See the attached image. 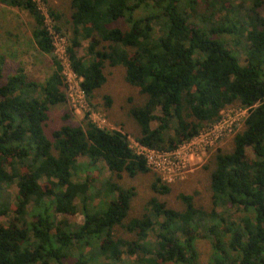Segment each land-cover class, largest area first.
<instances>
[{
	"label": "trees",
	"instance_id": "trees-1",
	"mask_svg": "<svg viewBox=\"0 0 264 264\" xmlns=\"http://www.w3.org/2000/svg\"><path fill=\"white\" fill-rule=\"evenodd\" d=\"M0 3L32 18L34 45L52 62L39 82L20 66L5 75L0 55V216L8 218L0 223V264H198L199 237L211 264H264V0H69V67L92 109L105 69L123 68L125 82L145 95L129 109L141 145L171 151L227 107L248 110L231 151L211 156L209 210L189 195L179 196L181 211L152 197L126 223L135 193L118 181L149 172L145 160L126 134L99 128L88 114L82 125L48 130L51 109L67 99L45 16L33 0ZM48 16L59 20L50 7ZM102 100L109 109V96ZM97 164L109 176L93 193ZM79 170L83 180L74 179ZM150 189L170 191L157 174ZM79 211L83 222L71 224ZM118 228L129 237L116 236Z\"/></svg>",
	"mask_w": 264,
	"mask_h": 264
},
{
	"label": "rangeland",
	"instance_id": "rangeland-1",
	"mask_svg": "<svg viewBox=\"0 0 264 264\" xmlns=\"http://www.w3.org/2000/svg\"><path fill=\"white\" fill-rule=\"evenodd\" d=\"M41 11L48 19V24L56 25L60 30L52 31L56 45V53L64 63L65 74L68 77L67 90L71 92L74 102L80 98L77 84L78 80L74 78L68 69L66 58L63 56L64 47L67 46L69 38H71V25L69 23V0H35ZM52 8L59 16V20L55 23L48 18V8ZM51 20V21H50ZM51 22V23H50ZM33 28V20L26 13L14 8H9L0 3V55L5 58L4 74L11 73L16 67H23L25 72L33 80L43 82L51 73L52 62L50 56L40 53L33 42L31 30ZM54 30V29H53ZM86 42H82L81 48L77 50L79 57H84V48ZM238 50V48H236ZM244 54H240L239 59L241 65H244ZM106 83L98 90L94 100L96 108H93V120L99 123L105 129L118 130L126 134L129 140H135L138 135V128L134 120L129 116V109L132 106H140L145 101V95H141L137 88L130 86L124 80V70L122 67H110L105 69ZM107 95L111 99L109 109L103 107L102 96ZM242 109L238 106H230L221 112V119L232 122L231 131L223 132L222 135L208 146L204 152L188 156V172L180 179L177 178L170 183L169 193L166 195H158L150 189L153 181V170L144 174H137L133 178H129L125 173L118 181L122 188H133L134 197L130 203V210L124 222H128L131 218H138L144 213L147 201L156 197L158 201L163 202L168 208L181 211L182 205L179 196L189 195L193 197V203L197 207L209 210L210 190L209 179L210 172L213 169L212 155L219 149L224 153H228L232 148V137L243 128L244 115ZM68 118H64V117ZM83 113L77 107H73L72 103L66 102L63 105L54 107L49 113L47 123L48 130L55 129L63 121L71 125H82ZM229 125V124H228ZM156 126L155 122L151 123V127ZM225 126H221L220 134ZM78 164L83 168L85 159L79 158ZM109 172L103 164H97L91 174L92 192L98 193L102 188V183L108 178ZM159 176V175H158ZM85 178L84 171H78L75 180H83ZM44 183L42 182V185ZM8 191L15 196L17 189L15 186L9 187ZM77 202V201H76ZM95 209L102 206L99 198L92 201ZM220 211V209H218ZM11 218V217H10ZM71 224H81L83 217L79 211L75 215L69 217ZM0 223L6 225L8 218L0 216ZM151 235V234H150ZM116 236L129 237L124 230L118 228ZM152 236V235H151ZM153 237V236H152ZM154 239V238H153ZM195 249L198 254V264H211V247L208 241L201 237L195 241ZM124 260L127 258L123 257ZM128 261V260H127ZM129 262V261H128ZM131 262V261H130Z\"/></svg>",
	"mask_w": 264,
	"mask_h": 264
},
{
	"label": "built area",
	"instance_id": "built-area-1",
	"mask_svg": "<svg viewBox=\"0 0 264 264\" xmlns=\"http://www.w3.org/2000/svg\"><path fill=\"white\" fill-rule=\"evenodd\" d=\"M45 19H46V24L48 25L49 32H50V35L53 41L54 54L57 57V59L60 61V64L63 68V75L65 77V88H66L67 83H68V77L65 74L64 63L62 59L58 57L56 53V45L54 41V36L51 32V30L52 31H56V30L52 28L53 24L52 25L48 24V19L46 16H45ZM67 46L64 47L63 56L66 58L69 71L72 73L74 78L78 80L77 88H78V92L80 95V98L78 97V100L74 102L72 99L71 92L68 91L67 93V90H66L65 94H66L67 102L70 101L73 107H77L78 110L83 113V115L88 114L89 119L93 123H95L99 128H103L100 126L99 123H96L93 120V115H94L93 109L89 106L80 88L81 78H78L69 67L68 59L66 56ZM247 111H248L247 109H242L241 111L244 115V118L247 116ZM222 125L225 126V128L222 130L220 134V131H221L220 128ZM231 126H232V122L227 123V121H225L224 119H219V121L214 124H209V125L204 126L196 136H194L189 141H186L180 144L179 146H177L175 149L171 151L152 149V148L141 145L140 143H138V141H136V139L135 140H129L128 138L127 139L129 142V147L134 152V154L142 157L145 160L146 166L150 170H153L154 172H157L160 175L162 182L165 181L166 183H170L171 181L177 178L181 179L184 176V174L188 172V159H189L188 156H192L193 154H199V153L204 152L205 149L208 146H211L212 143L216 141L222 135L224 131L230 132Z\"/></svg>",
	"mask_w": 264,
	"mask_h": 264
},
{
	"label": "bare ground",
	"instance_id": "bare-ground-1",
	"mask_svg": "<svg viewBox=\"0 0 264 264\" xmlns=\"http://www.w3.org/2000/svg\"><path fill=\"white\" fill-rule=\"evenodd\" d=\"M222 117H220V119H221ZM155 173H157V172H155ZM157 175H159L158 173H157ZM160 176V175H159ZM161 178V177H160Z\"/></svg>",
	"mask_w": 264,
	"mask_h": 264
}]
</instances>
